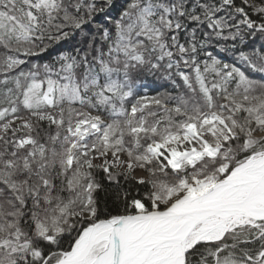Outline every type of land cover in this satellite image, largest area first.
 <instances>
[{"label":"snow or ice","instance_id":"1","mask_svg":"<svg viewBox=\"0 0 264 264\" xmlns=\"http://www.w3.org/2000/svg\"><path fill=\"white\" fill-rule=\"evenodd\" d=\"M0 264H264V0H0Z\"/></svg>","mask_w":264,"mask_h":264}]
</instances>
